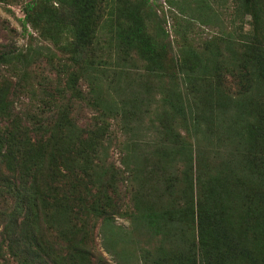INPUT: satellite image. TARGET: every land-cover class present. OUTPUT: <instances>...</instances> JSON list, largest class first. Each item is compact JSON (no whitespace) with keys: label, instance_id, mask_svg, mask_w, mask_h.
Listing matches in <instances>:
<instances>
[{"label":"trees","instance_id":"trees-1","mask_svg":"<svg viewBox=\"0 0 264 264\" xmlns=\"http://www.w3.org/2000/svg\"><path fill=\"white\" fill-rule=\"evenodd\" d=\"M104 2L31 0L23 8V27L55 42L61 32H68L72 38L67 47L74 54L94 52L103 18L112 25L108 19L113 12ZM235 2L253 18L254 26L264 19V0ZM121 13L125 20L115 28L117 40L125 49L135 50L155 73L172 80L163 100L186 125L192 122L195 127L183 134L166 128L172 137L166 148L186 156L182 178L166 181L165 200L170 199L173 207L142 205L136 191L129 198L134 208L126 209L129 176L136 171L126 161L120 167L110 160L109 120L123 116L131 123L134 110L119 113L116 105L107 106L94 94H86L77 85L81 74L69 72L67 86L72 94L67 97L65 90H57L44 101V108H38L45 110L40 113L44 115L35 114L19 98L20 80L1 70L3 63L23 54H12L16 47L1 44V264H105L96 250V222L106 231L122 214L145 220L160 236L159 245L146 251L142 264H264V40L255 30L246 32L240 51L232 48L229 54V77L237 90H229V95L221 91L217 102L222 115L229 117L224 131L229 138V176L206 181L198 175L190 135L192 130L198 135L196 128L206 117L202 102L197 101L201 93L197 83L207 75L186 62L176 64L178 71L165 66L168 45L150 33L142 8L126 7ZM218 71L220 88L226 76L220 65ZM182 88L190 95L187 102ZM74 98L96 114L81 123L75 116ZM103 235L107 239L104 230ZM105 252L115 255L108 246Z\"/></svg>","mask_w":264,"mask_h":264},{"label":"rangeland","instance_id":"rangeland-1","mask_svg":"<svg viewBox=\"0 0 264 264\" xmlns=\"http://www.w3.org/2000/svg\"><path fill=\"white\" fill-rule=\"evenodd\" d=\"M30 1L0 2V45H12L16 47L12 54H23L21 58L12 57L3 63L1 70L14 81L20 80L21 102L38 115H44L40 113L45 110L40 112L38 108H44V101H49L57 90H65L67 97L72 94L67 86L69 72L81 74L77 85L86 94H94L107 106L116 105L119 113L126 108L134 110L132 118L135 120L131 123L123 116L109 120L113 133L110 160L120 167L126 161L129 168L136 171L133 177L129 176L132 185L126 196V209L134 208L129 198L136 191L142 205L144 202L159 209L173 207L170 199L165 200L169 196L166 181L182 178L186 156L176 153L174 148V153H170L166 148L172 140L166 128L182 134L187 128L195 130L192 122L186 125L163 100L165 92L173 87L172 80L155 73L151 64L141 59L135 50L125 49L117 40L115 28L125 20L121 12L126 7L142 8L150 33L168 45L165 66L178 71L176 64L186 62L198 73L207 75L203 83H197V90L201 89L197 101L202 102L206 117L201 127L196 128L198 135L192 130L190 141L196 150L198 175L203 180L219 182L229 176V138L224 133L229 117L222 115L217 102L221 91L229 95V90L231 93L237 90V83L229 77L232 48L239 50L246 32L255 30L258 39L264 40V19L254 26L253 18L244 14L235 0H105V6L113 12L108 19L112 25L108 26L103 18L94 52L78 56L67 47L72 38L68 32H61L55 42L41 38L32 27H28L29 32L25 30L23 8ZM33 52H38L37 56ZM219 65L226 76L220 88ZM182 89L184 102H187L190 95ZM73 102L75 116L81 123L96 114L82 101L74 98ZM211 104H214L213 111ZM98 222L94 230L95 245L105 258V264H142L146 251L159 245L160 236L145 220L135 221L122 214L115 218L114 229L107 227L106 231ZM105 246L113 248L115 255L105 252Z\"/></svg>","mask_w":264,"mask_h":264}]
</instances>
